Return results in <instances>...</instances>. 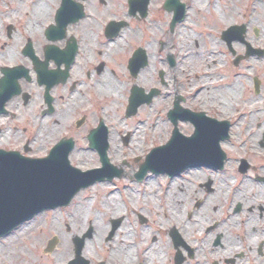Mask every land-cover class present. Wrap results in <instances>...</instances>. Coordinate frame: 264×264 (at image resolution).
<instances>
[{
  "label": "flooded vegetation",
  "instance_id": "obj_1",
  "mask_svg": "<svg viewBox=\"0 0 264 264\" xmlns=\"http://www.w3.org/2000/svg\"><path fill=\"white\" fill-rule=\"evenodd\" d=\"M193 2L0 0V192L11 169L57 147L77 169L83 151L95 168L105 151L109 166L68 207L16 230L97 186L134 203L112 207L105 224L74 216L66 231L40 234L37 264H264V0L237 3L245 10L213 44L204 22L194 30ZM154 111L168 159L184 163L142 174L145 154L125 150ZM115 115L135 126L122 135Z\"/></svg>",
  "mask_w": 264,
  "mask_h": 264
},
{
  "label": "rangeland",
  "instance_id": "obj_2",
  "mask_svg": "<svg viewBox=\"0 0 264 264\" xmlns=\"http://www.w3.org/2000/svg\"><path fill=\"white\" fill-rule=\"evenodd\" d=\"M218 5V14L213 11L210 4L213 0H202L203 5H196L193 2V11L192 17L195 19L194 30H201L203 27L202 24H198L197 21L201 20L203 25H205L207 29V33L210 32L208 35V39L210 40L209 43L213 44L216 40V27L219 28L224 27L225 24L232 23L235 19L236 12L239 8L245 10L246 6H242L248 0H216ZM237 3L242 4L240 7L236 6ZM242 10V11H243ZM213 16V17H212ZM212 17V18H211ZM183 38V36H182ZM197 38V36L195 37ZM117 106L118 104H114ZM118 107V106H117ZM147 120L145 122V127H138L139 131L136 132V138L139 139L140 143L133 144L128 149L125 150V155L127 157H135V156H143L149 153L151 150L155 149V147L162 146L166 142L165 138V128L163 122V114L161 111H154L153 113H149L146 115ZM138 120H142L143 117L140 115ZM111 119V120H110ZM109 121L114 123L117 126V129L122 131V135H125L126 132L130 131L134 126L135 123L131 122L130 120H123L122 117L119 115H115L110 118ZM126 122V123H125ZM155 126V131L151 132L150 127ZM118 136L115 137L114 142L119 141ZM135 139V137H134ZM136 145V146H135ZM146 152V153H145ZM144 155V157H145ZM77 156V155H76ZM78 158V157H77ZM79 161L82 163V166L90 167L87 169L99 167V162L97 156L93 152L83 151L79 154ZM82 167V168H83ZM81 168V169H82ZM84 170V169H82ZM81 170V171H82ZM101 189L104 194L106 191L105 186H97L93 187L92 190H88L84 192L78 200H76L71 208L65 209L60 213L59 211H54L52 214L47 215L46 217L41 216L35 219L29 226L23 227L20 231L13 232L10 236H21L19 240L12 239L8 245L9 247L2 248L0 247V264H37L38 261L37 257L42 256L43 250L42 248V235L45 233H53V232H63L66 231L64 228L65 225L71 223V218L74 216L82 217L87 215L89 217H98L95 224H105L108 218V213L112 207L121 206V203L125 206H134L125 195L122 197H112L111 199L106 197V194L94 198L92 201H86L83 198V195H88L93 193L94 190ZM109 199V201H108ZM140 203V200H138ZM122 208L120 207V211ZM100 216V217H99ZM103 219V222L101 221ZM100 220V222H99ZM78 225V221L75 222ZM42 234V235H40ZM30 235V236H25ZM9 236V237H10ZM39 236V237H37ZM37 237V238H36ZM41 237V238H40ZM40 238V239H39ZM35 241V242H34ZM31 242H33V246L31 247ZM108 247V246H107ZM107 249V248H103ZM100 250V249H99ZM107 257H100V255L90 257L95 261L96 259L101 258H109Z\"/></svg>",
  "mask_w": 264,
  "mask_h": 264
},
{
  "label": "water",
  "instance_id": "obj_3",
  "mask_svg": "<svg viewBox=\"0 0 264 264\" xmlns=\"http://www.w3.org/2000/svg\"><path fill=\"white\" fill-rule=\"evenodd\" d=\"M134 101L135 97L132 95L128 107L132 110L131 114L138 105ZM176 143L173 142L174 145ZM58 149L59 147L53 150L45 160L31 162L25 170L11 169L6 176L8 189L0 192V237L9 235L14 228L43 210L68 205L73 194L89 186L93 179H103L109 168L105 151L99 153L102 169L81 173L68 164L67 153ZM170 153V144L152 150L146 156L141 173L144 174L147 170L167 171L171 168L170 164L183 165L184 160H169ZM10 194L15 195V198H10Z\"/></svg>",
  "mask_w": 264,
  "mask_h": 264
},
{
  "label": "bare ground",
  "instance_id": "obj_4",
  "mask_svg": "<svg viewBox=\"0 0 264 264\" xmlns=\"http://www.w3.org/2000/svg\"><path fill=\"white\" fill-rule=\"evenodd\" d=\"M194 1V3L195 4H199V3H202V0H193ZM218 3L216 2V0H214L213 1V4H212V8H213V11H215L216 13H218V8H217V5ZM114 89H116L117 90V88H114ZM87 168H90V167H87V166H85V167H83L82 169H84V170H87ZM81 168H80V170H82ZM23 203V202H22ZM117 211H119V210H117ZM121 250H126V248H124V249H121ZM120 250V251H121ZM120 253V252H119Z\"/></svg>",
  "mask_w": 264,
  "mask_h": 264
}]
</instances>
